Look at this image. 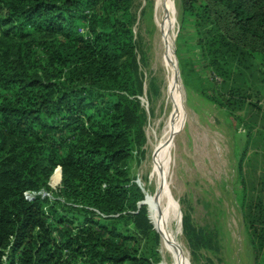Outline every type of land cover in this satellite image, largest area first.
I'll use <instances>...</instances> for the list:
<instances>
[{
    "label": "trees",
    "instance_id": "obj_1",
    "mask_svg": "<svg viewBox=\"0 0 264 264\" xmlns=\"http://www.w3.org/2000/svg\"><path fill=\"white\" fill-rule=\"evenodd\" d=\"M132 1L0 0V264L6 256L7 264L159 263L160 236L147 207L137 205L142 196L128 171L134 145L145 142L142 84L130 70ZM181 4L186 15L198 10L208 28L200 44L217 97L200 94L252 137V153L239 163L238 202L260 264L264 107L248 75L264 68V0ZM59 170L60 195L78 205L67 215L47 214V201L24 197L49 188L54 173L59 182ZM185 232L191 245L206 246L207 234L188 216ZM143 240L152 257L142 254Z\"/></svg>",
    "mask_w": 264,
    "mask_h": 264
},
{
    "label": "rangeland",
    "instance_id": "obj_2",
    "mask_svg": "<svg viewBox=\"0 0 264 264\" xmlns=\"http://www.w3.org/2000/svg\"><path fill=\"white\" fill-rule=\"evenodd\" d=\"M176 8L178 11L176 57L180 76L187 90L188 119L175 140L170 189L172 200L177 204L182 242L190 264H255L250 238L238 202L241 181L237 175V164L241 152L236 151L242 148L243 145L239 142L243 141L247 129L239 119L232 118L224 109L209 102L200 94L217 97V84L200 44L208 28L204 27L198 10L193 16L186 15L181 0H176ZM131 13L134 21L135 59L130 64V70L138 83L142 84L143 95L138 98L145 119L143 126L145 142L139 140L134 145L132 158L128 162V171L131 177L130 186L136 187L131 190L138 189L142 196L137 205L139 208L147 207L149 213L150 209L145 202L148 196L155 193L152 172L155 157L151 154L152 146L160 143L168 111L163 105L160 80L152 75L156 61L153 45L156 34L153 0H133ZM248 77L249 85L254 92L252 95L260 99V105L264 107V68L257 64V68H254L252 75ZM185 78L191 87L186 86ZM257 98L253 101L255 102ZM239 117L244 119L243 115ZM251 135L254 137V132ZM236 140L239 142L237 141L234 146ZM59 171L61 174L59 182H53L56 170L51 177L49 188L39 192L28 191L24 197L32 202L36 195L35 199L47 201L44 207L47 214L51 212L50 210H56L59 214L67 215L72 207L78 205L60 195L62 172ZM130 209L128 212L134 214L135 212ZM90 210L101 218L108 217L96 209ZM186 216L196 229L207 234L206 246L198 248L197 244L189 243L185 232ZM110 217L118 218L119 215ZM149 218L151 219V214ZM128 228L136 231L132 222L128 223ZM158 251L160 255L158 264L172 263L170 257L163 259L161 240ZM153 252L152 245L143 240L142 254L152 257ZM7 263L6 256L4 264ZM260 264H264V256L260 258Z\"/></svg>",
    "mask_w": 264,
    "mask_h": 264
},
{
    "label": "bare ground",
    "instance_id": "obj_3",
    "mask_svg": "<svg viewBox=\"0 0 264 264\" xmlns=\"http://www.w3.org/2000/svg\"><path fill=\"white\" fill-rule=\"evenodd\" d=\"M153 15L156 29L153 39L156 61L152 75L160 80L163 105L168 115L160 143L152 146L151 154L155 157L152 168L155 193L148 196L145 203L150 209L151 223L153 222L160 234L163 259L170 257L171 264H190L181 238L177 204L172 200L170 189L175 140L188 119L187 90L180 76L176 57L178 33L176 0H153Z\"/></svg>",
    "mask_w": 264,
    "mask_h": 264
},
{
    "label": "crops",
    "instance_id": "obj_4",
    "mask_svg": "<svg viewBox=\"0 0 264 264\" xmlns=\"http://www.w3.org/2000/svg\"><path fill=\"white\" fill-rule=\"evenodd\" d=\"M251 138L252 137H248V131H247V134L243 137V141H238V140H236L235 142H234V146H236L235 145V143L238 141L239 143H240V145L242 144L243 146H242V148L241 149H239L238 151H236L237 153H240L241 152V157H240V159H239V162H238V164H237V175H238V178H239V173H240V171H239V163H240V161L242 160V158H243V160L245 159V156H250V154L252 153V149H251V146H250V144H251ZM246 161V160H245ZM243 166H244V171H243V174H244V172L246 171L245 170V162L243 163ZM233 174H234V172H233ZM242 211V210H241ZM150 219V218H149ZM183 229V228H182Z\"/></svg>",
    "mask_w": 264,
    "mask_h": 264
},
{
    "label": "built area",
    "instance_id": "obj_5",
    "mask_svg": "<svg viewBox=\"0 0 264 264\" xmlns=\"http://www.w3.org/2000/svg\"><path fill=\"white\" fill-rule=\"evenodd\" d=\"M26 195L28 196V193H27ZM35 196H36V195H34V197L32 198V200H34V199H35Z\"/></svg>",
    "mask_w": 264,
    "mask_h": 264
}]
</instances>
